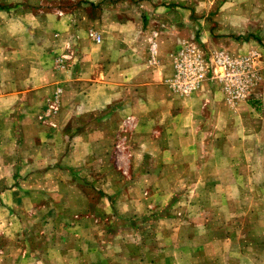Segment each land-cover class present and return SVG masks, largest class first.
Segmentation results:
<instances>
[{"label":"rangeland","instance_id":"rangeland-1","mask_svg":"<svg viewBox=\"0 0 264 264\" xmlns=\"http://www.w3.org/2000/svg\"><path fill=\"white\" fill-rule=\"evenodd\" d=\"M182 39L256 51L259 103L209 81L173 104L200 151L144 150L151 106H103L102 63L114 92L115 66ZM2 67L0 264H264V0H0ZM172 133L161 146L180 147Z\"/></svg>","mask_w":264,"mask_h":264},{"label":"crops","instance_id":"crops-1","mask_svg":"<svg viewBox=\"0 0 264 264\" xmlns=\"http://www.w3.org/2000/svg\"><path fill=\"white\" fill-rule=\"evenodd\" d=\"M116 28L118 30L122 29L126 25V20H121V22H117ZM127 26V25H126ZM179 28L173 27L167 33H172L171 35H164V31L155 30V32H148L147 37L150 39H164V38H172L176 36L180 37L181 32L178 30ZM122 31V30H121ZM152 33H155L156 36L154 37ZM177 37V38H178ZM176 38V39H177ZM175 46V45H174ZM173 47V45H172ZM154 49V48H153ZM156 49V50H155ZM154 51L150 52V49L147 50L146 57H143L142 61L137 60L134 61L129 67L127 66H118L115 68V76L117 79L120 80L119 83H115V90L112 92L110 90V83L113 76H110L111 68L108 64L102 63V105L107 106L109 105L113 98L116 101H119L120 104L127 105V104H139L140 102L146 103L151 108L147 109L146 111V125L145 129L142 131L141 135L143 137L142 143L140 146L145 148L144 150H148L147 145L156 144L160 152H172V151H179L183 153H194L200 151L199 146L200 142L197 140V137H200L202 132L199 126L195 125L194 122L196 120V115L189 111H181V113H176L173 110V104H177L180 106L181 103L189 104L188 101L181 99V97L173 91L169 89L166 84H162L160 81L172 74L173 68L171 63V56L167 59L162 61L157 58V55L161 54L158 53L159 48L155 46ZM174 49V47H173ZM172 49V51H173ZM152 50V49H151ZM138 57V56H137ZM154 57V58H152ZM133 59H136L133 56ZM1 68L0 70V77L4 75L7 71ZM8 83L4 77H2V84ZM161 83V84H160ZM258 88V87H257ZM256 88V89H257ZM256 89L253 90L252 94L249 95V98H252V95L255 94ZM115 95V97H114ZM201 103V98L198 97L196 99ZM244 102H248L247 99L242 100ZM250 101V100H249ZM250 101L248 103L254 102ZM259 103V101H255ZM254 104V103H253ZM158 105L160 110L154 109V106ZM255 105V104H254ZM202 110L206 108L201 103ZM203 116V115H202ZM138 119H142L141 116L137 115ZM182 119L181 121H179ZM172 123H177L174 126L173 130H176L175 133L177 134L178 140L173 141V143L179 144L180 147H164L161 146V139L165 138L171 132L175 134L172 130ZM106 127L105 124H102V130ZM142 129V126H141ZM156 136V137H154ZM132 147L133 151L136 149ZM109 201H112L111 195H105ZM67 253L63 252L62 256H66ZM103 260V259H102Z\"/></svg>","mask_w":264,"mask_h":264},{"label":"built area","instance_id":"built-area-1","mask_svg":"<svg viewBox=\"0 0 264 264\" xmlns=\"http://www.w3.org/2000/svg\"><path fill=\"white\" fill-rule=\"evenodd\" d=\"M98 41L96 33H90ZM152 51H154L152 46ZM257 52L235 56L223 48L209 49L193 40L182 39L171 54L173 72L165 83L178 95L200 91L209 81L217 83L225 102L233 105L247 97L255 79ZM133 119V118H131ZM130 119V120H131Z\"/></svg>","mask_w":264,"mask_h":264}]
</instances>
